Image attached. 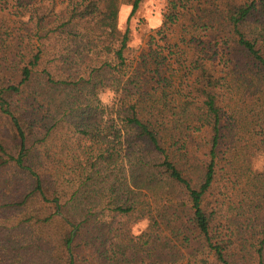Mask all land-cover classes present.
I'll use <instances>...</instances> for the list:
<instances>
[{
    "label": "trees",
    "instance_id": "obj_1",
    "mask_svg": "<svg viewBox=\"0 0 264 264\" xmlns=\"http://www.w3.org/2000/svg\"><path fill=\"white\" fill-rule=\"evenodd\" d=\"M124 1L0 0V124L12 138L0 131V174L29 180L0 216L50 205L19 226H56L53 264L136 262L126 223L103 248L117 218L147 221L143 264H264V169L253 167L264 155V0H171L135 60L126 53L143 0H130L122 32ZM54 129L79 136L82 158L71 154L68 171L49 151L41 157ZM123 161L128 173L117 172ZM138 193L156 206L135 214Z\"/></svg>",
    "mask_w": 264,
    "mask_h": 264
},
{
    "label": "rangeland",
    "instance_id": "obj_2",
    "mask_svg": "<svg viewBox=\"0 0 264 264\" xmlns=\"http://www.w3.org/2000/svg\"><path fill=\"white\" fill-rule=\"evenodd\" d=\"M170 1L171 0H143L138 12L130 23L131 35L129 50L126 53L129 60H135L138 56H140L143 49H148L152 45L150 43L151 36L154 35L156 30L161 27L163 18L169 11ZM129 2L130 0L124 1V9L120 16L119 28L122 32H124L127 28V19L131 11ZM18 27L19 26H16V28ZM180 31V25L175 26L169 33V41L174 42V40H177L179 37L178 33ZM19 34V31L15 33V35ZM160 45L163 46L165 50L162 52L163 55L167 56L168 51L164 46L165 44L161 43ZM167 61L164 64V72H166V75H170L171 72L168 70L169 62ZM113 98L114 95L109 92L101 95L102 102L105 106L112 103ZM56 104H52L51 108H54ZM47 125L48 127L52 126L53 122ZM43 126H45L44 122L41 124V127ZM56 130L57 129H54L51 132V137L41 146L40 154L43 159L44 153L49 151L51 156L56 158V161L61 162L60 168L68 171L75 165L73 162L74 157L77 159L82 158V153L78 147L79 136H73L70 133L67 134L65 130H61L57 133ZM0 131L4 134L2 136L4 137L5 143L12 141L9 131L6 127L3 128L1 124ZM38 139H40V137L35 138V140ZM10 146L12 147V145ZM71 154H74L75 156L73 157ZM56 164L58 163L56 162ZM253 167L255 170L259 171L264 169V155L255 159ZM118 168L117 172L128 173L130 166H128V163L123 161V164L118 166ZM28 185V175L24 171L11 168L0 174V207L19 201ZM99 187L100 185L95 183L93 188L97 191ZM136 200L138 201V207L135 214L138 215L142 212H146L148 208L151 207L153 209L156 206L155 201L145 193H141ZM41 208H45V212L50 213L51 206L46 205L41 201L32 203L26 213H21L15 210L8 212V209H3L5 214L0 216V222L4 226L3 231L5 233L0 236V264H53L54 261L51 262L49 260V255L52 259L54 245L57 243L60 236L56 226L52 225L46 229L44 231L45 234L34 229H25L19 226L21 223L27 222L29 219L33 218L34 215L38 213L37 211ZM105 221L110 222L112 220H109L107 215ZM119 222L126 223V226L123 227L126 231L125 235H127V242L124 247H126V252L130 258L135 257L137 259L136 262L132 264H143V261L146 260L149 251V245H144V242L146 240L148 241L150 234L146 220H140L137 223L129 222L128 227L127 218H117L115 221L116 224H113V230L109 231L108 229H105V239H108V243L103 248L112 250V245L119 243V240L121 239L119 237L121 229H117V223ZM67 228H69L68 230H71L75 227L70 223ZM86 237L87 236L83 234L78 240V243L83 251V256L88 255L90 249V247L86 244ZM98 243L100 244V241ZM97 248L99 247H96L95 249ZM55 250L57 252V247ZM98 261V264H103L102 261ZM151 262H155L154 264H163L161 259H158V256L153 258ZM85 264L88 263L85 262Z\"/></svg>",
    "mask_w": 264,
    "mask_h": 264
}]
</instances>
